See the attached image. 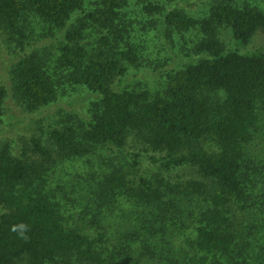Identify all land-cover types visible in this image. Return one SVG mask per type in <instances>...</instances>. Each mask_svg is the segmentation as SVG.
<instances>
[{
	"label": "trees",
	"instance_id": "16d2710c",
	"mask_svg": "<svg viewBox=\"0 0 264 264\" xmlns=\"http://www.w3.org/2000/svg\"><path fill=\"white\" fill-rule=\"evenodd\" d=\"M90 1L0 0V30L16 43L26 39L23 22L28 12L66 29L60 68L72 85L100 96L90 109L88 127L55 128L50 145L32 140L30 151L39 159L29 158L27 152L15 156L8 147L0 150V264H133L128 253L110 249L104 233L86 232L70 223L73 213L50 188L46 166L55 153L70 159L106 147L125 151L132 139L162 154L161 165L167 170L189 167L202 181L173 187L162 178L139 175L138 162L133 163V175L111 166L88 181L86 197L77 201L88 202L87 208L94 211L91 221L125 201L135 204L148 213L142 228L131 223L135 240L143 239L139 230L143 229L157 247L179 222L182 209L188 210L180 201L196 200L198 211L185 228L192 232L186 242L197 257L193 264H238L230 258L246 235L236 228L235 208L244 209L251 199L248 144L264 106V49L248 54L226 50L220 28L228 27L239 45L248 46L259 30L264 31V10L215 0L206 17L194 18L183 11L165 12L153 0H137L150 13L163 14L166 27L197 29L203 36L196 52L205 57L168 74L164 89L153 93L113 87L129 66L141 63L136 47L120 45L124 38L117 21L127 0H95L98 8L68 27L73 15L86 11ZM89 23L105 31L91 49L83 43ZM13 87L18 101L30 111L54 103L59 93L38 54L17 64ZM7 97L8 89L0 85V127ZM213 144L216 148L210 149ZM196 194L203 198L193 199Z\"/></svg>",
	"mask_w": 264,
	"mask_h": 264
},
{
	"label": "rangeland",
	"instance_id": "374dc122",
	"mask_svg": "<svg viewBox=\"0 0 264 264\" xmlns=\"http://www.w3.org/2000/svg\"><path fill=\"white\" fill-rule=\"evenodd\" d=\"M127 1V6L120 10L117 21L124 38L120 45L136 47L141 63L138 66H129L124 76L114 80L113 87L117 91L150 90L157 93L164 89L168 74L205 57L196 52L203 36L197 29L189 31L170 29L164 25L163 14L150 13L144 4L137 0ZM214 1L153 0V3L163 7L165 12L178 10L194 18H203L206 17ZM233 2L239 5L245 3L256 5L264 10V0H233ZM97 8L98 4L95 0L87 2L86 11L75 13L68 27ZM23 28L26 39L22 40V44L14 42L7 33L0 30V85L8 89L4 123L0 127V150L8 147L15 156L22 157L24 152H27L29 158L39 159L38 155L35 156L30 151L32 140L41 139L46 145H50L49 135L55 128L71 125L77 128L80 125L83 128L88 127L91 119L90 109L99 101L100 96L83 86L72 85L67 80V73L60 68L61 48L66 44V29H59L45 22L33 12L26 14ZM104 34L105 31L94 23H89L83 43L91 49L97 46L99 37ZM220 39L226 50H238L243 54L264 49L263 30L258 31L248 46L239 45L228 27L220 28ZM33 54H38L46 62L49 73L57 82L59 93L54 103L30 111L14 94L13 71L21 59ZM260 107V120L248 144L250 175L247 185L251 199L244 209L235 208L236 228L246 235V240L240 238L239 246L235 248L233 258H230L238 264H264V106ZM210 146H208L210 149L216 148L214 144ZM134 154H138V157H134ZM161 157L162 154L133 139L125 151L106 147L93 150L89 156L70 159H63L55 153L46 163L49 168V186L68 204L65 210H69L70 214L73 213L70 222L74 224L73 226H82L85 231L104 233L110 249L117 250L123 255L125 252L128 253L131 263L193 264L197 257H194V251L186 242V238L192 237V232L185 228L198 211L195 208L196 200L180 201L189 211L182 209L183 215L180 214L179 222L174 227H170L165 240L157 247L151 243L150 237L147 239L148 232L143 229H139L142 233L140 238L143 239L135 240L136 234L134 235L131 230V223L137 222L142 228L143 222L148 220V213L140 211L135 204L125 201L112 212L106 211L107 216H98L97 222L95 219L92 222L90 218L94 211L87 208L88 202H77L82 196L86 197L85 188L94 176L108 172L111 166L121 167L133 175L134 162L139 164V175L149 180L162 178L173 187L179 184L188 187L192 181H202L189 167L167 170L161 165ZM198 197L203 198L196 194L193 199ZM183 220L185 223L180 227ZM130 245H132L131 253L130 249H127Z\"/></svg>",
	"mask_w": 264,
	"mask_h": 264
}]
</instances>
